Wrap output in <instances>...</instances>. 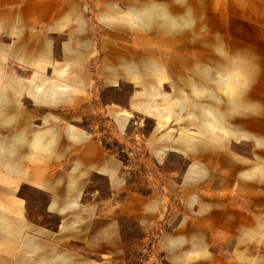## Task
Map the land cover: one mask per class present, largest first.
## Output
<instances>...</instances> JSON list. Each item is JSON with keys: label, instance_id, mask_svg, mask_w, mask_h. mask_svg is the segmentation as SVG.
Listing matches in <instances>:
<instances>
[{"label": "rangeland", "instance_id": "obj_1", "mask_svg": "<svg viewBox=\"0 0 264 264\" xmlns=\"http://www.w3.org/2000/svg\"><path fill=\"white\" fill-rule=\"evenodd\" d=\"M73 1L88 32L74 18L52 36L33 76L57 105L34 123L112 149L122 186L90 173L82 199L116 221L117 250L71 249L92 264H264V0ZM0 69L30 75L9 58ZM21 192L34 219L58 222L44 193Z\"/></svg>", "mask_w": 264, "mask_h": 264}, {"label": "crops", "instance_id": "obj_2", "mask_svg": "<svg viewBox=\"0 0 264 264\" xmlns=\"http://www.w3.org/2000/svg\"><path fill=\"white\" fill-rule=\"evenodd\" d=\"M74 18L78 21L77 33L86 34L88 28L81 26L85 20L81 7L73 0H0V37L7 39L0 42V60L12 59L30 72L29 77L19 78L3 76L0 69V143L4 142L6 149L0 153V264L94 262L81 251H73L71 244L93 254H102L103 249L113 246L117 250L116 221L109 214L101 217L95 205L82 199L90 173L106 177L112 194L120 189L118 162L80 130L74 129L71 136L67 128L56 132L55 128L38 129L34 123L40 107L50 109L57 104L44 102L47 96L33 98L40 87V80L33 74L49 63L52 36L71 32ZM44 56L45 60L39 62L38 58ZM34 83L39 85L34 88ZM6 87L14 90L9 97L1 94ZM22 89L25 91L18 92ZM40 133H46L41 143L46 147L39 146ZM23 186L46 195L43 212L58 218L53 227L34 219L29 200L21 192Z\"/></svg>", "mask_w": 264, "mask_h": 264}, {"label": "bare ground", "instance_id": "obj_3", "mask_svg": "<svg viewBox=\"0 0 264 264\" xmlns=\"http://www.w3.org/2000/svg\"><path fill=\"white\" fill-rule=\"evenodd\" d=\"M63 73V72H62ZM61 73V74H62ZM39 84H40V87H43V88H40V87H38V88H36L35 89V91H34V97L33 98H37V99H39L40 97H42V96H44V97H46L47 96V94H49V91H50V89L52 88V87H54V84H44V82L42 83V82H39ZM38 84V85H39ZM58 87V86H57ZM64 88V89H63ZM63 88H61V87H59V88H56L57 89V91L56 90H52V92H51V96H49V98L50 99H53L54 101H57L58 100V98L57 97H59V96H61V95H65V92H66V86L65 87H63ZM49 89V90H48ZM67 100H69V98L67 99ZM214 117H216V119L218 118L217 116H215V114H214ZM217 121H219V123H218V126H220V124H221V121H220V119L218 118L217 119ZM215 125V124H214ZM216 126V125H215ZM217 126V127H218ZM218 129H221L220 127H218ZM40 137V136H39ZM41 138V137H40ZM6 149H5V147H4V145L3 144H1L0 143V153L1 152H4Z\"/></svg>", "mask_w": 264, "mask_h": 264}, {"label": "trees", "instance_id": "obj_4", "mask_svg": "<svg viewBox=\"0 0 264 264\" xmlns=\"http://www.w3.org/2000/svg\"><path fill=\"white\" fill-rule=\"evenodd\" d=\"M93 141H94V139H93ZM102 148H103V150H104V152L106 154H108V155H113L114 154V152L112 151V149H110V148H108L106 146H103V145H102Z\"/></svg>", "mask_w": 264, "mask_h": 264}]
</instances>
